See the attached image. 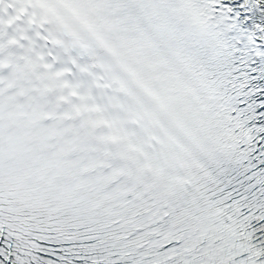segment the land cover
<instances>
[{
    "label": "snow or ice",
    "instance_id": "snow-or-ice-1",
    "mask_svg": "<svg viewBox=\"0 0 264 264\" xmlns=\"http://www.w3.org/2000/svg\"><path fill=\"white\" fill-rule=\"evenodd\" d=\"M0 264H264V0H0Z\"/></svg>",
    "mask_w": 264,
    "mask_h": 264
}]
</instances>
